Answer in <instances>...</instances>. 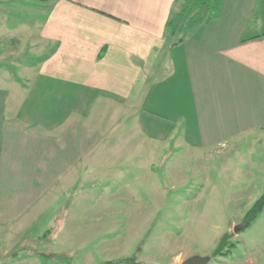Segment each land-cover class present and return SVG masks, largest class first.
<instances>
[{
	"label": "crops",
	"instance_id": "crops-1",
	"mask_svg": "<svg viewBox=\"0 0 264 264\" xmlns=\"http://www.w3.org/2000/svg\"><path fill=\"white\" fill-rule=\"evenodd\" d=\"M178 9L177 0H44L32 48L45 54L27 63L25 21L0 25V264H10L11 243L24 236L18 231L48 212L50 256L23 250L11 260L60 264L54 255L67 254L71 264H100L133 251L134 232L124 234L123 219L88 195L89 174L107 173L109 161L137 149V136L115 135L122 112L144 111L150 131L161 125L162 141L181 128L180 141H227L241 144L240 152L251 142L246 148L261 152L264 0H222L213 20L171 33ZM76 90L80 102L68 103L63 119L24 112L28 99L60 102ZM124 142L135 145L121 152ZM178 240L167 264L194 254Z\"/></svg>",
	"mask_w": 264,
	"mask_h": 264
},
{
	"label": "rangeland",
	"instance_id": "rangeland-1",
	"mask_svg": "<svg viewBox=\"0 0 264 264\" xmlns=\"http://www.w3.org/2000/svg\"><path fill=\"white\" fill-rule=\"evenodd\" d=\"M39 4L43 7L44 0H0V25L10 29L18 17L20 22L25 21L21 54L24 63L45 54L44 49L32 48L33 28L41 15L37 10ZM14 74L22 77L24 73L17 70ZM67 95L68 99H60L61 103L58 97L52 96V102L36 106L28 99L25 106L31 109L24 112L33 120L63 119L68 114L66 105L80 102L78 90ZM94 99L93 96L91 104L97 106L99 100ZM143 112H122L119 116L122 125L115 133L121 139L126 136L127 141L137 136V149L131 155L124 154L120 159L109 161L107 173L89 174V199L109 204L110 207L103 208L106 213L114 210L115 215L123 219L124 234L134 232L137 245L131 247L133 251L116 259L135 256V264H167L171 255L177 253L175 242L179 238V242L193 248V255L209 256L205 264H264V207L250 225L233 232L235 226L243 224L246 211L264 192L263 144L261 152H253L246 147L254 144L244 143L240 152L241 144L227 141L200 142L184 136L180 141L181 128L180 133L172 131L171 136L162 141L161 125H155L151 132ZM90 113L93 118L97 112ZM148 133H153V137L145 139ZM131 145L135 144L124 142L121 152ZM95 210L100 212L101 208ZM49 216L50 212L43 214L30 227L18 231V235L23 233L24 236L15 244L11 243L7 259L10 264H24L28 255L11 260L23 250L42 254L44 258L50 256L56 245L54 230L50 229L52 221H47ZM44 228L49 231L42 233ZM13 232L11 241L15 236ZM223 233L230 234L229 242L233 245L226 255L212 256ZM124 242L127 244V240ZM59 256L54 255L56 259Z\"/></svg>",
	"mask_w": 264,
	"mask_h": 264
},
{
	"label": "trees",
	"instance_id": "trees-1",
	"mask_svg": "<svg viewBox=\"0 0 264 264\" xmlns=\"http://www.w3.org/2000/svg\"><path fill=\"white\" fill-rule=\"evenodd\" d=\"M179 9L173 13L167 23L171 33L178 32L179 29H190L193 25L201 22H209L216 18L221 7L222 0H177ZM264 207V192L253 202L243 216V228L251 224ZM229 233H223L217 247L213 250L212 256L226 255L230 251ZM57 260L61 264H70V259L65 254H59ZM133 257L107 260L100 264H119L121 261L127 264H135Z\"/></svg>",
	"mask_w": 264,
	"mask_h": 264
},
{
	"label": "water",
	"instance_id": "water-1",
	"mask_svg": "<svg viewBox=\"0 0 264 264\" xmlns=\"http://www.w3.org/2000/svg\"><path fill=\"white\" fill-rule=\"evenodd\" d=\"M243 227V224H239L234 227L233 232L236 233L239 229ZM209 256H197L192 255L186 259H184L181 264H205L209 261Z\"/></svg>",
	"mask_w": 264,
	"mask_h": 264
}]
</instances>
